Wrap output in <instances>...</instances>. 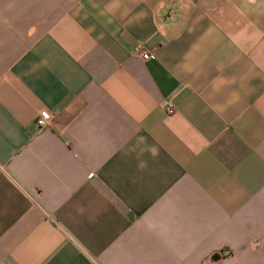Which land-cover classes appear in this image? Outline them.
Returning a JSON list of instances; mask_svg holds the SVG:
<instances>
[{
    "label": "crops",
    "instance_id": "1",
    "mask_svg": "<svg viewBox=\"0 0 264 264\" xmlns=\"http://www.w3.org/2000/svg\"><path fill=\"white\" fill-rule=\"evenodd\" d=\"M0 264H264V0H0Z\"/></svg>",
    "mask_w": 264,
    "mask_h": 264
},
{
    "label": "built area",
    "instance_id": "2",
    "mask_svg": "<svg viewBox=\"0 0 264 264\" xmlns=\"http://www.w3.org/2000/svg\"><path fill=\"white\" fill-rule=\"evenodd\" d=\"M141 56L144 58V59H147L149 58L150 54L148 51H142L141 52ZM173 112V109H168V113H172ZM52 120V114L48 111V110H41L38 114V116L36 117V124L39 126V127H44V126H48L50 124Z\"/></svg>",
    "mask_w": 264,
    "mask_h": 264
}]
</instances>
